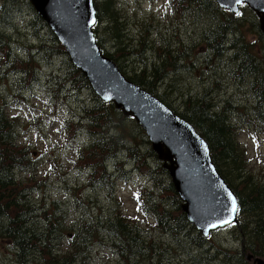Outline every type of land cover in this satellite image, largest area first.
Returning <instances> with one entry per match:
<instances>
[{"label":"trees","instance_id":"16d2710c","mask_svg":"<svg viewBox=\"0 0 264 264\" xmlns=\"http://www.w3.org/2000/svg\"><path fill=\"white\" fill-rule=\"evenodd\" d=\"M172 1L175 5L181 7L182 12L184 8H187L191 16L195 17L198 16L197 14L205 13L211 21L214 20L213 25L203 31L202 39L212 51L219 55L222 54L225 49L224 45L229 43V33H231L227 22L235 21V17L227 14L214 0ZM18 2L19 0H13L12 4L15 5ZM115 8L114 0H101L96 3L97 21L99 23L96 29L105 36L102 37L103 40L111 36L112 26L114 23L119 22ZM34 15V17L41 20L37 14ZM239 17L241 18V16ZM104 22H106V25H103ZM141 25L136 30L134 41L128 42L130 37H128V40L124 37L122 23L120 22L122 30L119 31L117 29L118 40L116 41V38H113L116 42L115 53L119 56L118 60L127 68L128 71L126 73L133 77L128 78H137L145 89L157 95L161 100L167 101L169 92L178 91L179 95L182 96V105L185 107V112L182 113L183 117L196 123L201 128L215 150L220 168L226 170L229 176L232 175L230 177L237 183L238 189L244 193V196L237 195L241 205V219L233 230L241 239L244 247L227 248L218 244L208 245L202 254L201 252H196L190 258H180L173 254V247L165 246L164 242H161L162 247L159 251L155 246H146L144 242L138 243V239L133 242L134 238L130 240L126 235H136L137 231L134 228H125L120 224L114 225L113 228L116 229V233L125 234V236L121 237L122 246L125 249L128 246H133V250L142 258L150 259L159 254L163 257L166 264H246L244 251L250 250L254 254L264 255V187L253 180L251 173L246 167L247 162L242 156V153H245L244 148L242 147V151L239 149L228 130L230 120L226 116L227 109L220 104L218 107H212L215 104L213 102L214 98L211 95L209 98L206 96L210 90L205 91L204 95H195L185 89L180 90L181 86L178 79L173 85L172 80H174L176 74L172 70H168V67L172 66L173 69L177 59L175 57L171 58L169 54L180 56V59H178L180 60V66L185 67V70L192 69L193 61L190 58L189 45L181 44L180 41V46L171 44L165 37L161 36L159 42L154 41V44L157 45L155 52L160 56L153 55L151 57L146 54V48L147 43L150 42L151 27L154 24L149 21ZM0 39L2 42H6L5 37ZM98 43H101L100 37L98 38ZM59 48H61L60 45ZM226 48L229 50L230 46ZM61 51L62 54H65L63 48ZM240 53H242V50H236L235 54L230 57V62L235 60V63L237 54ZM113 58L117 63L116 56H113ZM66 61L69 64L66 75L70 83L72 80L71 86L77 88L81 86L88 87V82L81 75L82 73L71 64L69 59L66 58ZM125 62L130 64L127 65ZM131 62L133 63L131 64ZM206 65L209 66L210 73L215 71V64ZM119 67L121 68L120 64ZM234 67H236V64ZM232 70L235 76L240 75L241 71H246V74L252 71L247 66L242 67V63L239 67ZM13 71H18V74L24 73L28 76V78L26 76L16 79L14 90L17 92L22 91L28 87L32 68L29 64L25 65L20 61V63L13 64ZM53 79L56 81L59 79L63 80L62 77ZM138 80L135 81L140 84ZM49 81L50 83L47 84L48 91L55 98L61 97L64 93L65 82L57 83L53 82L52 79ZM163 89L166 91L165 94L161 93ZM255 94L258 95L260 101L251 113L253 119H255L256 126L261 128V126H264V94L260 91H255ZM98 103L100 105L96 104L88 109L86 115L91 120L88 122L91 128L99 132L97 135L99 139H95L93 135L91 136L94 143L98 146L99 162L104 165V159L111 156L109 155L110 146L114 145L115 149L119 150L116 144L109 145L107 142L103 144V140L109 137L111 132H124L126 128L120 121L118 111L103 105L99 99ZM1 110L2 107H0V148L17 147V141L12 140L16 136V132L8 126L6 118L1 114ZM74 129H71L72 132ZM118 141L119 138H116V140L111 142L118 143ZM95 144L91 145L90 151L86 153L85 158L94 156ZM24 157L29 160L31 155ZM81 159H84V157L81 156ZM16 161L17 157L15 154L6 155L5 153H0V243L6 242L7 246L13 250V259L16 264H75L79 250L77 242L88 241L93 243L94 238L100 239L102 232L104 234L111 233L107 228L110 212L104 220L91 216L85 200L81 198V186H64V191L69 195V204L66 208H63V200L53 198L50 204L51 208H49L47 213V209L41 204L49 206L48 202L43 201L40 203L35 198V192L42 189L39 179L29 166L22 169L27 172V177H21L17 169L14 168ZM78 164L83 172H88L87 162L82 161ZM153 187L154 191L160 190L159 186L153 185ZM168 187H171V183ZM153 195V192L150 191L148 197L153 200L150 208L154 212L158 224L153 226L152 233L155 234L156 229H158L164 233L174 235L176 232L186 229L191 234L192 246L197 245L199 248L200 243L204 239L194 230L195 227L187 222L185 214L180 210L179 205L169 202L167 205H169L171 210L163 209L159 211L157 209L158 205L154 201L155 197H152ZM71 212L80 214V219L77 223L70 224L66 222ZM38 215L42 217L38 218ZM38 221L42 223V228L39 231V228L34 227L38 225ZM71 228L74 229V232L72 236H69ZM79 229L83 231L80 239L78 238ZM56 231L58 233L57 237L55 236ZM57 238L58 240H56ZM54 241L67 242L69 248L65 251L61 249V253L58 255L53 254L50 250L54 249ZM149 242L151 243L152 240L149 239ZM30 243L33 248L26 251ZM34 249L35 251H33ZM174 259L179 260L174 261ZM120 262L121 264H133L127 258L121 259Z\"/></svg>","mask_w":264,"mask_h":264},{"label":"rangeland","instance_id":"374dc122","mask_svg":"<svg viewBox=\"0 0 264 264\" xmlns=\"http://www.w3.org/2000/svg\"><path fill=\"white\" fill-rule=\"evenodd\" d=\"M119 5L121 7V9L123 10L122 15L124 17L129 18L130 22H134V21H140L143 18H145L144 16H149L148 13L146 12H151L154 11L155 15L158 16V18H161L160 20L162 22H164V18L161 16H164L163 14V8H162V0H154V1H147V0H118ZM135 8V9H133ZM20 10V14L16 15L15 17V21L14 24L16 25L17 29H10L8 27H4L3 26V32H5L8 35H18L19 39H20V34L26 33V28L24 27V23L20 22V18L22 17L23 13L22 11H25L24 14H31V16L33 17V20L35 19L33 16V10L29 7V5L24 2L19 8ZM198 16H192V17H185L184 25L180 28L179 33H184L188 38L193 37L195 38L196 36V32L197 30L202 32L206 29H208V27L212 26L214 23V20L211 21L207 14L205 13H201V14H197ZM254 18V14L251 15L250 17H248L245 22H244V26L240 27L241 31H251V32H256V27L254 23H249L251 20H253ZM24 20H28V18H24ZM123 26V25H122ZM133 26V25H132ZM127 27H130V25H127ZM117 29L120 31L122 30V28L120 27V22H116L114 23V25L112 26L111 29V36L108 37V39H104L103 43L105 46V50L110 51V52H114L115 51V44L116 42L113 40V38H116V41L118 40L119 35H117L118 31ZM114 30V31H113ZM18 33V34H17ZM36 33V32H35ZM229 43L228 44H232L238 47H240V44H235L236 42H238L241 39V35L240 32H231L229 33ZM97 35L101 36V37H105L101 32L97 33ZM247 37V36H246ZM251 37L254 38H258L257 34L251 35ZM250 38V36H249ZM245 39V38H244ZM21 40H25L23 38H21ZM30 44H35V41H33L32 39H29L27 41ZM227 44V45H228ZM242 49H240L241 51ZM255 51V49H251V52ZM227 53V52H226ZM244 51L242 50V53L237 54L238 55H243ZM67 55V54H65ZM68 57V56H67ZM246 59V58H245ZM251 59V58H250ZM63 61V57H58L57 59L54 60V64L56 65L57 71L63 72L66 69V64ZM235 61V60H234ZM227 62L224 65L223 70L226 71L228 69H235L236 67H239L241 63L240 59H236V62ZM63 63V64H62ZM126 63V62H125ZM133 62H131L132 64ZM127 65H129L130 63H126ZM236 64V67H234V65ZM223 66V62L218 63L217 67L218 70H220ZM40 68L42 70L41 77L39 82L36 84L35 88H36V92H37V96L34 97V99L31 101L32 104H36V105H40L42 107V109L48 113V122L50 126H44V129L42 131H30L29 135V139L28 141H32L35 142V144L37 145V147L39 148H43V150H47L48 152H50V155L55 158L57 156V160L59 162H61L62 164V168L60 167L59 170L60 172L62 171L63 167H64V162H68L70 159V156L67 155L65 156V151L64 153H61L62 149H61V143H62V133L60 131V129H58L56 126L57 124L65 117L67 116V114L69 113V109L68 108H64L62 106L58 107L57 110L55 112L52 111L51 105L52 102L50 101V97H46L44 95V90L42 88L43 85V78L44 75L46 73H48L49 68L45 65V64H41ZM61 68V69H60ZM248 68H251L248 66ZM260 70V65L259 63L256 61L255 65H254V70H252L251 72H249L246 75V78H251V79H256L257 78V71ZM176 71H181L179 74H177V79L179 80V84L181 86L180 90H184L185 88H190L191 92H193L194 90L199 89L200 91L203 90V88L205 86H207L208 84V79L207 76L205 75V79L200 80L198 78V71H184V69L182 67H177L176 69L173 70V72ZM196 74V76H194ZM216 79H219L217 76H215ZM13 77L12 76H8L6 78H4L3 80L0 81V96L3 100H10L8 99V94H7V90H6V84L9 81H12ZM176 79V81H178ZM247 90L246 88H242V92ZM245 93V92H243ZM247 93H249V91L247 90ZM82 95H84V99H81L80 97L74 98L73 96L67 94V102L68 104L75 109V113L77 115L81 114V107L83 105H90L91 103H93V99L92 96L90 95L89 91H83L81 92ZM240 94V92L238 93V88L237 86L234 85V81L232 79H228L225 78L223 81H221V88L219 91L215 92V100H218L219 97H225L226 95L231 96L233 95L234 97H238V95ZM26 96H29V94H27ZM38 97L43 98V101H40L38 99ZM169 98L172 99V103L173 105L179 106L181 104V97L179 96V92H169ZM222 100V99H221ZM247 102L250 104H253V99L251 97H249L247 99ZM234 123L239 122V116L236 114L235 118L233 119ZM79 122V121H78ZM78 122H75L78 123ZM129 123V122H128ZM124 127L126 128L127 132L133 133L135 130L132 127V125L130 124H123ZM229 130V129H228ZM230 132V130H229ZM116 133V131L111 132V134ZM231 133V132H230ZM44 135H48L49 138L48 139H43L42 136ZM78 137H87L86 134V130L84 128L79 129L78 130ZM232 136V134H231ZM233 137V136H232ZM236 137H238V139L242 142H244L245 144H247L248 150H249V154L248 157H251V161L249 158L248 161V166L250 168H252L254 175L261 180H264V162L259 165L258 162H256V155L257 154H262V157L264 159V139H259L258 136H255L254 133L252 132V128L247 126V127H243L241 129H239L236 133ZM22 139H26V138H22ZM45 141L47 143H45ZM58 147L60 148L58 150ZM145 146H142L140 149H144ZM58 151V154L55 156L54 153ZM69 153V152H68ZM76 153V151H75ZM98 154V153H97ZM96 154V155H97ZM96 155H94L93 157V161L94 158L96 157ZM45 155H43L44 157ZM126 155L124 154H119L116 156L115 160L118 162L124 161L127 162L129 161V159H126L125 157ZM50 166L49 163L47 161H44V163L42 165H40L38 172H37V176L39 178H41L47 170H49ZM142 169L144 171H147V167L146 166H142ZM44 171V172H43ZM157 172H160V174H157ZM50 173H54L55 172H50ZM155 181H156V186L160 187V190L158 191H154L153 190V194H155V203L158 205L157 209L159 211H162V205H161V201H164V204L167 206V203H172V204H177L180 207V199L178 198V194H176L172 189H170L169 186V182L167 180V177L165 176V174H161V170L160 169H156V173L154 174ZM52 194H53V198H59L61 200H64L63 198V194L61 191V186L58 183L57 179L54 178V176L52 177ZM141 183H133L132 184V192L133 191H138L137 188L140 187ZM116 189L118 191V194L122 195L124 201L126 202V205H122L121 201L120 204L123 206L122 208L128 213V214H133L132 211V206L134 205V201L133 199H130L129 197V193L128 191H125L124 193L119 192L120 191V187H119V183L116 185ZM147 192L144 193V196L147 197ZM119 200V199H118ZM148 200V197H147ZM130 204V206H129ZM148 204L151 206V203L148 201ZM169 206V205H168ZM128 208V210H126ZM38 225H35V228H39V230H41L42 228V223H40L38 221L37 223ZM58 233L56 231L55 236L57 237ZM165 239V236L161 235V237L156 238L155 242L158 241H162ZM238 236H236L233 232L232 234L227 230V229H221L219 232L218 230L214 231L211 236L208 238V242H210V245H216L218 243L222 244L223 246H233V243L236 244V242H233L234 240H237ZM58 240V238L56 239ZM55 242V241H54ZM59 241H56L55 243H57ZM240 243V242H239ZM44 244V243H41ZM32 244L30 243L29 248L26 250H30L33 248ZM98 248L94 249L93 251H91V253H94ZM188 249L190 250L191 247L189 246ZM35 250V249H34ZM33 250V251H34ZM11 253H12V249L4 246L2 244H0V264H12L11 263ZM203 253V251L201 252V254ZM200 254V255H201ZM179 260V259H177ZM90 264V263H89ZM246 264H250L249 262L246 261Z\"/></svg>","mask_w":264,"mask_h":264},{"label":"water","instance_id":"95a60500","mask_svg":"<svg viewBox=\"0 0 264 264\" xmlns=\"http://www.w3.org/2000/svg\"><path fill=\"white\" fill-rule=\"evenodd\" d=\"M232 0H218V2L223 5V6H230L233 7L234 3H231ZM246 3L249 5H252L253 3L257 2L258 0H244ZM32 5L34 6L35 10L40 13V15L47 20L48 23H50L51 20L57 21L56 23L60 24L64 29L65 33L61 40L63 41L67 52L71 58V60L86 74L89 75L88 71L83 67L81 64L82 57H87V61H91V66L94 67L95 69H101V72L103 75L111 80L116 82V85L118 86L119 90H123L126 88V90L129 91L130 96L132 100L129 101H116V106L121 108L125 114H134L137 115L138 117L140 114L146 113L148 115L149 119L156 118L159 125H161L163 128L168 129L169 131L182 136L189 137L188 134V124L172 114L165 106H163L157 99L153 98L152 100H147L142 97V91L133 83L129 82L126 80L119 71L117 70L116 66L114 63L107 57L103 56L100 53V49L98 45L95 43L94 36L91 30V26L89 25L88 21L94 17V8L91 2L89 0H30ZM69 2V3H68ZM57 3V4H56ZM80 4V5H79ZM79 5V6H78ZM75 7L74 9L72 8ZM82 6V7H81ZM67 7V8H66ZM80 7V8H79ZM62 8V9H61ZM83 8V9H82ZM55 9V10H54ZM66 9V10H65ZM80 11H79V10ZM61 15V12H63ZM85 10V11H84ZM78 11V12H76ZM51 12V13H50ZM56 12V13H55ZM68 12V13H67ZM86 12V13H85ZM60 13V14H59ZM51 16H50V15ZM70 14V15H69ZM77 14H80V19H77ZM48 17H47V16ZM64 15L66 18H64ZM88 18H87V16ZM51 20H50V18ZM60 17V18H59ZM73 17V18H72ZM84 17V18H83ZM72 18V19H71ZM87 18V19H85ZM60 19V20H59ZM63 19V20H62ZM74 19V20H73ZM84 19V20H83ZM50 20V21H49ZM66 20V21H65ZM72 20V21H70ZM81 20V21H80ZM64 23V24H63ZM68 23V24H67ZM70 23V24H69ZM74 23L77 28H79L78 32L77 30L74 29ZM79 23V24H78ZM83 23V25H82ZM78 24V25H77ZM66 25V27H64ZM264 25V24H263ZM71 28V29H70ZM73 28V29H72ZM82 28V29H81ZM68 29V30H67ZM70 29V30H69ZM86 29V30H85ZM75 30V31H74ZM264 30V27H263ZM69 31V32H68ZM71 31V32H70ZM74 31V32H73ZM81 31V32H80ZM68 32V34H67ZM76 32V33H75ZM70 34V35H69ZM82 34V35H81ZM78 35V36H76ZM84 35V36H83ZM68 36V37H66ZM76 36V37H75ZM80 39H79V38ZM82 37V39H81ZM71 38V39H70ZM75 39L73 41V39ZM69 39V41H68ZM87 40V41H86ZM76 41V42H75ZM78 41V43H77ZM82 41V42H81ZM70 42V43H69ZM77 43V44H76ZM85 45H81L84 44ZM87 44V46H86ZM81 46V47H80ZM92 46V47H91ZM77 49L82 53H77V52H71L72 49ZM92 49V50H91ZM70 50V51H69ZM89 54H88V53ZM95 52V53H94ZM82 54V56H80ZM88 54V55H87ZM72 55V56H71ZM97 55V56H96ZM74 56H78V59H74ZM96 56V57H95ZM81 57V58H80ZM95 57V58H94ZM90 60H89V59ZM97 58V59H96ZM80 60V61H79ZM103 61V62H102ZM78 62V63H77ZM100 62V63H99ZM103 63V64H102ZM109 63V64H108ZM104 67H102V66ZM107 65V66H105ZM109 65V66H108ZM111 65V66H110ZM109 69H108V68ZM104 68V69H103ZM107 68V69H106ZM110 73H109V72ZM113 71V72H112ZM107 72V73H106ZM88 73V74H87ZM107 74V75H106ZM113 76V77H112ZM114 78V79H113ZM120 78V79H119ZM116 80V81H115ZM120 81V83H119ZM122 81V82H121ZM118 82V83H117ZM119 84V85H118ZM122 84V85H121ZM132 87V88H131ZM134 95V96H133ZM151 105V106H150ZM133 106V107H131ZM141 107V108H140ZM147 107V108H146ZM146 108V109H144ZM163 108V109H162ZM142 109V110H141ZM148 109V110H147ZM165 109V110H164ZM136 111V112H135ZM143 113H142V112ZM163 112V113H162ZM152 113V114H151ZM160 113V114H158ZM157 115V116H156ZM155 116V117H154ZM160 116V117H159ZM160 119V120H159ZM169 121V122H168ZM167 122V123H166ZM174 123V124H173ZM177 123V124H176ZM165 124V125H164ZM171 125V126H170ZM176 125V127H175ZM180 125V126H179ZM183 125V126H182ZM187 126V127H186ZM193 128V127H192ZM193 130H195L193 128ZM196 131V130H195ZM197 132V131H196ZM152 148L158 153V158L160 159H170V155L168 154V149L165 147L163 148L162 146L164 145L161 142H152ZM159 144V145H158ZM156 146V147H155ZM160 147V148H159ZM162 150V151H161ZM163 152V154H161ZM166 157V158H165ZM169 169L170 175L173 177L172 174V168L174 166H166ZM174 181V187L177 186L175 178L173 177ZM178 193H181V190H177ZM211 195L214 198V202L218 203L217 197L214 195V193H211ZM182 198V197H181ZM223 207L225 208L226 204L224 205V202H222ZM187 203L182 204V210L187 213V217L189 220L193 221L195 224H197L198 228L205 234L204 228L206 226L205 220L202 218V213L200 209H195L196 207H192ZM191 209V210H190ZM197 210V211H196ZM197 214L196 216L194 215ZM200 211V212H199ZM200 215V216H199ZM199 216V217H198ZM202 218V219H200ZM235 219V216H234ZM233 219V220H234ZM198 221V222H197ZM200 221V222H199ZM204 226V227H203ZM203 228V229H202ZM210 229H208L207 235L209 233ZM206 235V234H205ZM246 260L250 261L251 264H264V261L262 258L255 257L251 253L246 254Z\"/></svg>","mask_w":264,"mask_h":264},{"label":"snow or ice","instance_id":"6c2138e0","mask_svg":"<svg viewBox=\"0 0 264 264\" xmlns=\"http://www.w3.org/2000/svg\"><path fill=\"white\" fill-rule=\"evenodd\" d=\"M89 2H91V0H89ZM233 2L235 5H242L244 3V0H233ZM235 15L240 16L241 12L236 11ZM88 23L90 26H95L97 21L95 17H93L92 19L88 21ZM104 99L108 100L110 99V97L106 95ZM205 151H207V149H205ZM134 195L137 197V200H139V193H135ZM227 195H228L229 203L225 206L223 210V214L217 217L215 219V222H212V221L206 222V226L204 228L206 235H207L208 229L218 228V227H222L225 225L231 226L233 224L234 216L239 213L240 209L238 207L236 197L231 192H228ZM133 218L135 219V217Z\"/></svg>","mask_w":264,"mask_h":264},{"label":"bare ground","instance_id":"6f19581e","mask_svg":"<svg viewBox=\"0 0 264 264\" xmlns=\"http://www.w3.org/2000/svg\"><path fill=\"white\" fill-rule=\"evenodd\" d=\"M217 5H218L220 8H223L219 3H217ZM4 27H5V26H4ZM5 28H6V27H5ZM66 56H67V55H66ZM62 64H63V63H62ZM60 69H61V68H60ZM60 71H61V70H60ZM199 175H200V177L202 178V175H201L200 172H199ZM200 186H201V185H200ZM175 189L180 190V188H179L178 186H176ZM200 189H201V187H200ZM201 191H202V189H201ZM180 195H181L182 199H183L187 204H189L190 206H192V207H196V208H198V209H200V210H203V209H204V208H203V205L198 201V199L192 197L191 195H189V194H187V193H183V192H181ZM193 226L195 227V229H198L197 224H193ZM243 247H244V246H243ZM255 255L261 257L262 260L264 261V255H262V254H258V253H255ZM176 260H177V259H174V261H176ZM120 264H121V262H120Z\"/></svg>","mask_w":264,"mask_h":264},{"label":"flooded vegetation","instance_id":"af4514ba","mask_svg":"<svg viewBox=\"0 0 264 264\" xmlns=\"http://www.w3.org/2000/svg\"><path fill=\"white\" fill-rule=\"evenodd\" d=\"M254 65H255V62L252 59H243L242 67H245V66L253 67ZM251 80H252L251 78H248L247 82L242 85V88L243 89L244 88L257 89L260 87L259 83L257 82L252 83ZM55 246H58V244H56Z\"/></svg>","mask_w":264,"mask_h":264}]
</instances>
